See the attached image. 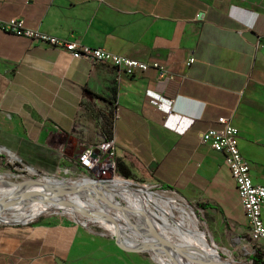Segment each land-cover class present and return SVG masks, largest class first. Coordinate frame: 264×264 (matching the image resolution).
<instances>
[{"label":"crops","instance_id":"1","mask_svg":"<svg viewBox=\"0 0 264 264\" xmlns=\"http://www.w3.org/2000/svg\"><path fill=\"white\" fill-rule=\"evenodd\" d=\"M15 17L167 72L130 76L0 29V154L55 172L114 137L135 177L183 195L220 242L246 235L224 154L201 137L229 117L264 185V0H0V22ZM117 243L72 220L0 224V264H145Z\"/></svg>","mask_w":264,"mask_h":264},{"label":"rangeland","instance_id":"2","mask_svg":"<svg viewBox=\"0 0 264 264\" xmlns=\"http://www.w3.org/2000/svg\"><path fill=\"white\" fill-rule=\"evenodd\" d=\"M118 117L116 112V118ZM110 139H114L116 143V166L115 170H105L100 180H93L90 173L76 161L62 165L58 171L44 172L25 168L17 161L8 160L6 155L0 154V192L33 193L37 197L45 198L65 191L68 189V183L82 184L93 189L110 188L117 200L128 206L131 214L139 220L118 207L111 198L109 201L95 194L70 193L51 202L28 200L17 203L5 200L0 195V224L27 223L42 218L53 221L72 220L85 226L91 233L113 238L122 250L133 254L142 263L188 264L177 245V251H172L169 244L172 240L165 236L163 231L153 225L144 224V219L133 211V204L136 203L134 199L138 197L147 205L145 211L152 213L158 210L173 236L182 237L181 243L188 248L194 264H252V248L255 247L256 250L261 247L259 243L264 242L250 241L247 224L245 236L233 237L234 239H229L230 243L220 242L209 230L210 225L198 208L183 195L173 189H164L149 180L135 177L134 174L131 177L122 175L118 168L117 140L114 137ZM109 157L110 154L107 153L104 161L107 162Z\"/></svg>","mask_w":264,"mask_h":264},{"label":"built area","instance_id":"3","mask_svg":"<svg viewBox=\"0 0 264 264\" xmlns=\"http://www.w3.org/2000/svg\"><path fill=\"white\" fill-rule=\"evenodd\" d=\"M0 28L17 36L28 37L38 43L65 49L74 59H86L94 63L112 65L124 70L130 76L150 69L158 71L161 76H164L167 72L159 62L143 61L111 52L104 47H93L82 44L77 40L63 39L40 29L30 28L26 26L22 19L14 18L7 22H1ZM194 61L195 57H191L188 65H191ZM170 77H174V75L171 74ZM218 120L222 127L205 131L201 140L213 150L224 154L225 162L235 181L244 210L250 241L264 242V220L262 217L264 185L255 184L253 181L251 164L241 152L238 127L231 122L229 117L221 116ZM107 153L110 154V157L106 162L104 157ZM116 154L115 140L110 139L81 149L76 162L90 173L93 180H100L105 170H115ZM252 250L254 253L255 247Z\"/></svg>","mask_w":264,"mask_h":264},{"label":"water","instance_id":"4","mask_svg":"<svg viewBox=\"0 0 264 264\" xmlns=\"http://www.w3.org/2000/svg\"><path fill=\"white\" fill-rule=\"evenodd\" d=\"M200 16H203V13H201ZM245 36L251 40L252 42H255L257 39L256 33L254 31H247L245 32ZM68 189H66L65 191H62L59 194L53 195V196H48L45 198H41V197H37L35 196L33 193H6V192H0V195L3 196L5 198V200H11L13 203H17V202H21V201H34V202H51V201H56L59 198L70 194V193H85V194H95V195H99L107 200L110 201V195L109 193L112 192V190L110 188H88L86 186H83L82 184H73V183H68L67 184ZM115 195V194H114ZM115 204L122 208L124 211H126L128 214L131 215L130 210L128 209V206L123 205L119 200L115 201ZM132 217L136 218L135 216L131 215ZM137 220H139L138 218H136ZM144 221L150 225H153L155 227H157L158 229H160L161 231L163 230L162 227H159V224L157 222H155L154 220H152L151 218H145ZM170 237V236H169ZM170 239H172V241H174L175 243V247L176 245L181 249V251L183 253H185V258H187L189 261H193L188 248L184 245H182L181 243H179L178 241H176L175 239H173L172 237H170ZM58 261L61 264H64V261L58 259Z\"/></svg>","mask_w":264,"mask_h":264},{"label":"bare ground","instance_id":"5","mask_svg":"<svg viewBox=\"0 0 264 264\" xmlns=\"http://www.w3.org/2000/svg\"><path fill=\"white\" fill-rule=\"evenodd\" d=\"M110 198L115 202L118 201L116 196L114 195L113 192L109 193ZM134 203L133 204V211L138 214L141 218L145 219V218H151L152 220H154L155 222H157L159 224V227L163 228V234L165 236H167L168 238L172 237L173 239H175L176 241H178L179 243H181L182 241V237L180 236H173V234L171 233L170 229L168 228V224L166 223L165 220H163L158 212V210H154L152 213H149L147 211H145V207L147 206L145 204V202H143V200L141 198H135L134 199ZM140 203V204H139ZM142 204V205H141ZM144 206V207H143ZM132 215V214H131ZM133 216H135L133 214ZM136 217V216H135ZM144 224H148L144 221ZM170 236V237H169ZM172 240V239H171ZM174 241L169 242L170 244V248L172 249V251H177L176 247L173 244ZM182 245H184L183 243H181ZM185 246V245H184ZM179 251V250H178ZM182 256L185 257V253L183 254V252H181ZM185 261L188 264H194L193 261H189L187 258H185Z\"/></svg>","mask_w":264,"mask_h":264},{"label":"trees","instance_id":"6","mask_svg":"<svg viewBox=\"0 0 264 264\" xmlns=\"http://www.w3.org/2000/svg\"><path fill=\"white\" fill-rule=\"evenodd\" d=\"M131 161L137 165V162L134 159H131ZM138 166V165H137ZM118 168L119 171L122 173V175L126 176V177H131L133 172L132 169L126 164L124 163V161L119 160L118 162ZM147 177L151 178L152 175H149L148 172L146 170L142 171ZM164 189H172L171 186H164ZM206 207V204H200L199 208L204 209ZM252 264H264V249L261 247H257L255 252L251 255L250 257Z\"/></svg>","mask_w":264,"mask_h":264}]
</instances>
